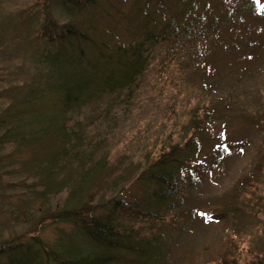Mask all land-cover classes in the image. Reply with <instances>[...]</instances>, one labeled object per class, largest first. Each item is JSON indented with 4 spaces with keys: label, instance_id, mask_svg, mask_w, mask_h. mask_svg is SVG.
<instances>
[{
    "label": "rangeland",
    "instance_id": "rangeland-1",
    "mask_svg": "<svg viewBox=\"0 0 264 264\" xmlns=\"http://www.w3.org/2000/svg\"><path fill=\"white\" fill-rule=\"evenodd\" d=\"M156 1L90 0L81 6L76 0H0V115L27 95L32 81L46 80L48 69L41 57L56 48L42 36L49 18L56 25L72 24L95 39L107 34L111 42L129 43L140 38L145 22L162 14ZM160 1L168 8L176 2ZM224 1L225 7L213 2L210 13L217 4L229 10L243 8L249 0ZM254 12H247L243 27L231 30L226 49L217 47L220 60L212 63V73L207 67L204 76L181 75L172 66L162 70L155 60L133 84L130 96H107L72 115L85 129L86 154H95L94 161H87L89 168L100 164L87 182L95 192L94 204L104 205L122 189L123 201L165 219L134 227L160 249L162 258L152 264H218L221 242L228 238L238 243L239 262L248 259L250 250L264 253V42H257L261 48L248 61L232 53L233 37L255 41L264 36V20ZM225 24L229 28L232 23ZM206 105L214 111L203 123L208 135H201L202 147L176 171L175 196L156 202L133 176L148 156L180 142L191 118H198ZM3 129L0 126V134ZM223 133L228 143L219 140ZM53 149L50 141L26 148L0 144V264H7L11 254L12 264H36L6 252L34 239L45 251L54 250L58 240L78 253L91 247L71 225L47 218L66 202V192L43 196L41 191L42 176L35 165ZM76 174L73 166L59 178L73 183ZM90 193L77 200H87ZM219 220L226 228H218ZM129 256L113 264H146Z\"/></svg>",
    "mask_w": 264,
    "mask_h": 264
},
{
    "label": "trees",
    "instance_id": "trees-1",
    "mask_svg": "<svg viewBox=\"0 0 264 264\" xmlns=\"http://www.w3.org/2000/svg\"><path fill=\"white\" fill-rule=\"evenodd\" d=\"M215 1L224 7L227 4L223 0H176L168 8L157 0L156 3L163 7L160 9L162 14L158 18L153 15L145 22L140 38L129 43H112L107 40V34L95 39L72 24L60 26L51 18L47 20L42 36L56 46L54 51L41 57L47 65V78L40 79L42 84H33L32 81L27 95L0 115V126L4 127L0 144L14 143L26 148L50 141L54 145V149L44 155L43 161L37 160L35 166L42 176L43 196L66 192V202L65 207L57 206L47 218L56 224L71 225L91 247L89 251L78 253L65 249L62 241L58 240L60 246L58 243L54 245V250L45 251L43 245L40 246V242L36 243L34 239L23 248L6 249L7 253L20 254L36 264H113L116 259H129V255L152 264L162 258L154 239L139 235L140 230L136 231L134 227L142 221H163V217L123 201L122 189L119 194L108 197L104 205L94 204L95 192L87 182L96 175L100 164L89 168L87 161H94L95 154H86L85 129L72 115L107 96L117 98L123 92L130 96L133 84L143 77L155 60H158L157 65L162 70L172 66L181 75L204 76L207 67V73H212V63L220 60L217 47L226 49L225 43L230 39L231 30L244 26L247 12L256 9L264 20V1L251 0L249 4V0L243 8L229 10L216 3L213 13H210L209 7ZM76 2L86 6L90 0ZM225 22L232 24L226 28ZM57 28L61 30L58 33ZM239 39L233 37L232 53L233 57L240 53L243 61H248L247 57L260 50L261 45L257 42H264V36L255 41ZM204 108L198 118H191L189 131L180 142L170 143L165 149L161 148L159 154L148 156L144 168L133 176V182L152 194L156 202L175 196L173 189L179 184L176 171L185 162L189 163L202 147L201 135L207 134L203 123L212 119L214 111L211 105ZM219 140L228 143L225 133ZM220 147L223 152L224 145ZM215 157L218 159L217 155ZM73 166L77 172L76 180L73 183H67L68 179L66 182L65 179L60 180L62 171ZM89 191L87 200H77L78 196H84ZM104 206L105 212L102 210ZM217 226L224 229L226 223L219 220ZM33 246L36 249H32ZM221 246L216 258L218 264H264V253L251 250L248 259L239 262L238 243L234 239L222 241ZM11 257L12 254L7 264H12ZM124 262L138 264L135 261Z\"/></svg>",
    "mask_w": 264,
    "mask_h": 264
}]
</instances>
